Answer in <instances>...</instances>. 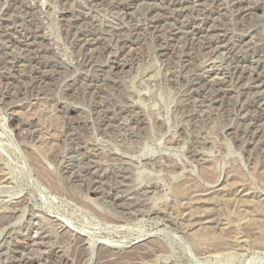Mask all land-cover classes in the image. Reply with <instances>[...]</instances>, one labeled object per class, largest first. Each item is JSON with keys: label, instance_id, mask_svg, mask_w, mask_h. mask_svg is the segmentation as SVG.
<instances>
[{"label": "rangeland", "instance_id": "obj_1", "mask_svg": "<svg viewBox=\"0 0 264 264\" xmlns=\"http://www.w3.org/2000/svg\"><path fill=\"white\" fill-rule=\"evenodd\" d=\"M0 264H264V0H0Z\"/></svg>", "mask_w": 264, "mask_h": 264}, {"label": "bare ground", "instance_id": "obj_2", "mask_svg": "<svg viewBox=\"0 0 264 264\" xmlns=\"http://www.w3.org/2000/svg\"><path fill=\"white\" fill-rule=\"evenodd\" d=\"M40 170V169H39ZM43 174V172H41V175ZM45 177V176H44ZM45 179V178H44Z\"/></svg>", "mask_w": 264, "mask_h": 264}]
</instances>
